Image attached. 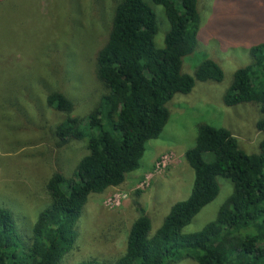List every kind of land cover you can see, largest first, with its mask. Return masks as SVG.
I'll use <instances>...</instances> for the list:
<instances>
[{"label":"rangeland","instance_id":"374dc122","mask_svg":"<svg viewBox=\"0 0 264 264\" xmlns=\"http://www.w3.org/2000/svg\"><path fill=\"white\" fill-rule=\"evenodd\" d=\"M197 47L183 58L182 73L193 76L204 59L223 70L221 82H198L166 104L169 120L158 139L146 143L139 168L124 183L90 194L76 229L73 248L62 264L97 259L115 261L125 251L127 234L140 209L161 226L171 207L188 199L194 173L184 158L194 147L197 127L228 130L247 155L258 154L264 138L257 131L261 113L255 103L227 107L223 96L233 73L251 64L250 49L264 43V0H197ZM120 0H0V207L13 213L19 233L30 230L50 204L46 184L57 172L73 177L88 154V140L62 144L57 126L67 118L86 128L87 119L107 93L97 75V54L107 42ZM144 2L155 14L154 38L163 48L169 25L162 6ZM59 92L73 103L69 114L46 104ZM218 196L182 229L200 231L215 220L232 193L217 177ZM180 264H196L185 260Z\"/></svg>","mask_w":264,"mask_h":264},{"label":"trees","instance_id":"16d2710c","mask_svg":"<svg viewBox=\"0 0 264 264\" xmlns=\"http://www.w3.org/2000/svg\"><path fill=\"white\" fill-rule=\"evenodd\" d=\"M151 2L163 7L169 25L163 48L155 47L156 17L144 0H120L107 42L97 54V75L107 93L89 114L87 129L71 118L56 129L62 144L87 137L88 154L72 178L57 172L50 176V204L27 232L19 233L13 213L0 207V264H62L89 195L121 186L139 168L146 143L158 139L169 120L166 104L172 97L189 93L195 81L223 80L222 68L212 59H204L193 76L182 73L183 58L198 43V1ZM250 56L251 64L233 73L223 103L258 105L261 116L255 127L264 134V43L252 46ZM46 104L58 112L73 111V103L59 92L49 94ZM184 158L194 173L190 196L171 207L157 231L150 234V219L140 209L123 254L112 262L79 264H264V138L259 153L247 155L228 130L200 124ZM217 177L231 182V195L214 221L183 234L218 196Z\"/></svg>","mask_w":264,"mask_h":264}]
</instances>
